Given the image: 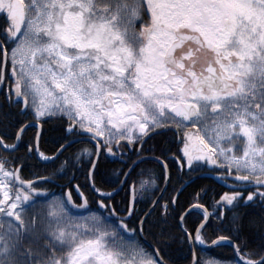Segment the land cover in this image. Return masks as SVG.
I'll return each instance as SVG.
<instances>
[{"label":"snow or ice","instance_id":"obj_1","mask_svg":"<svg viewBox=\"0 0 264 264\" xmlns=\"http://www.w3.org/2000/svg\"><path fill=\"white\" fill-rule=\"evenodd\" d=\"M173 164L227 190L166 196ZM225 260L264 264V0H0V264Z\"/></svg>","mask_w":264,"mask_h":264},{"label":"trees","instance_id":"obj_2","mask_svg":"<svg viewBox=\"0 0 264 264\" xmlns=\"http://www.w3.org/2000/svg\"><path fill=\"white\" fill-rule=\"evenodd\" d=\"M55 125L50 126V130L45 133L44 140L41 141V150L45 151L48 155H52V149L54 147L53 142L55 141L57 137V132L54 130ZM76 149L74 148L71 151H75ZM24 149H20L19 154H23ZM71 153H65V156L70 155ZM64 157L62 156L59 161H57L55 164H41L38 169H33L31 168L32 161H28L29 164V169L26 170L25 175H28V172L30 171H40L44 174L50 173L54 168L59 169L60 164L63 162ZM144 167H154V165H145ZM120 168L119 163H114L112 162L111 158L105 159L104 157H101L100 159V164H99V177H102L105 181L110 182L112 179L115 178V173L118 171ZM172 182L171 184L168 185L169 187V192L165 193V195H174L175 193L173 192V189H178V185L176 183V179L179 178V174L177 172V168L172 167ZM184 176V175H181ZM99 177H98V182L97 186L102 187L104 191H111V188L107 186V184L101 185L99 183ZM87 183L86 181V169L81 167L79 164L76 165V167L68 166L66 168V171L62 175L61 178L56 179L54 184L51 186V191L54 192L55 194H65L66 192H70L72 195L73 200H76L77 197L74 193V188L77 185H85ZM163 181L160 182V186L162 187ZM201 188H207L209 189L208 195L205 197V201L208 204L212 203V197L214 192H221V191H226L227 189L222 185L219 181L215 180L214 177H205V176H200L196 179L193 180L191 184H188L187 186L184 187V194L181 196V202L185 199V197H189V195H195V191H199ZM86 193H88V189L84 188L82 189ZM89 194V203L93 209H95L96 205L93 202V198L90 193ZM125 195L124 192H121L120 195L115 197V200L119 202L121 198ZM211 211V208L209 209ZM231 215V213H229ZM195 220V215L190 217V221ZM214 255L228 258L231 257L232 251L228 247H221V248H213L211 250ZM202 255H205L207 257V252L202 253ZM227 261V260H225Z\"/></svg>","mask_w":264,"mask_h":264},{"label":"flooded vegetation","instance_id":"obj_3","mask_svg":"<svg viewBox=\"0 0 264 264\" xmlns=\"http://www.w3.org/2000/svg\"><path fill=\"white\" fill-rule=\"evenodd\" d=\"M6 86V85H5ZM167 140H171L172 137H171V134L169 133L167 138ZM157 143H160L162 144L163 147H168L169 145L167 143L164 142V138H161V137H156L154 141H150L149 142V147H154ZM173 151H175V146H173ZM110 158V157H109ZM172 167H175L177 168V172L179 174V178L176 179V183L179 184L178 186V189L181 188L182 185H185L187 186L188 184H191L193 181H190L188 182V177L187 176H181L182 173L181 171L179 170V165L178 164H173ZM185 182H188L187 184ZM223 185V184H222ZM73 199V198H72ZM73 203L75 204H79V201L77 200H72ZM73 210V209H72ZM74 211H77V210H74ZM82 211V210H81Z\"/></svg>","mask_w":264,"mask_h":264},{"label":"water","instance_id":"obj_4","mask_svg":"<svg viewBox=\"0 0 264 264\" xmlns=\"http://www.w3.org/2000/svg\"><path fill=\"white\" fill-rule=\"evenodd\" d=\"M163 186H164V183H163ZM163 186H162V187H163ZM74 189H75V193H76V195L78 196L79 201H80V203H81L82 201H81V199H80L79 193L76 191V187H75ZM70 205H71L72 207L76 208V207H75L76 205H74L73 203H71ZM81 210H82V209H81Z\"/></svg>","mask_w":264,"mask_h":264},{"label":"rangeland","instance_id":"obj_5","mask_svg":"<svg viewBox=\"0 0 264 264\" xmlns=\"http://www.w3.org/2000/svg\"><path fill=\"white\" fill-rule=\"evenodd\" d=\"M61 195H63V194H61V193H59V194H56V196L57 197H59V196H61ZM74 211V210H73ZM74 212H76V211H74ZM80 213L82 214V215H87V213L86 212H83V211H80ZM225 264H227V261H225Z\"/></svg>","mask_w":264,"mask_h":264}]
</instances>
